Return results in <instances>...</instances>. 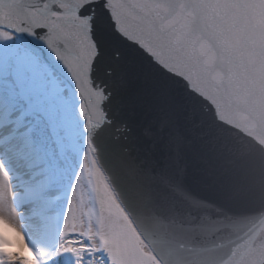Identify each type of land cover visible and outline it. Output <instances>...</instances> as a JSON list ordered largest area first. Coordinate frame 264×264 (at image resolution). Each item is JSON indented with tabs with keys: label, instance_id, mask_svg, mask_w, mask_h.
Wrapping results in <instances>:
<instances>
[{
	"label": "snow or ice",
	"instance_id": "snow-or-ice-1",
	"mask_svg": "<svg viewBox=\"0 0 264 264\" xmlns=\"http://www.w3.org/2000/svg\"><path fill=\"white\" fill-rule=\"evenodd\" d=\"M0 225V264H264V0H0Z\"/></svg>",
	"mask_w": 264,
	"mask_h": 264
},
{
	"label": "clouds",
	"instance_id": "clouds-1",
	"mask_svg": "<svg viewBox=\"0 0 264 264\" xmlns=\"http://www.w3.org/2000/svg\"><path fill=\"white\" fill-rule=\"evenodd\" d=\"M0 231H6L4 228H3V225H0ZM18 239V238H17Z\"/></svg>",
	"mask_w": 264,
	"mask_h": 264
}]
</instances>
